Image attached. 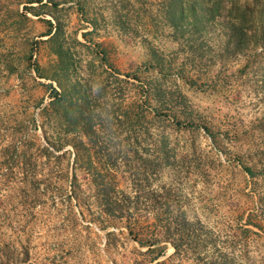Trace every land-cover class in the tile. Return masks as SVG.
Returning <instances> with one entry per match:
<instances>
[{
    "label": "rangeland",
    "instance_id": "obj_1",
    "mask_svg": "<svg viewBox=\"0 0 264 264\" xmlns=\"http://www.w3.org/2000/svg\"><path fill=\"white\" fill-rule=\"evenodd\" d=\"M58 82L86 91L140 196L128 222L98 215ZM166 186L184 240L143 204ZM0 246L8 264H264V0H0Z\"/></svg>",
    "mask_w": 264,
    "mask_h": 264
},
{
    "label": "trees",
    "instance_id": "obj_2",
    "mask_svg": "<svg viewBox=\"0 0 264 264\" xmlns=\"http://www.w3.org/2000/svg\"><path fill=\"white\" fill-rule=\"evenodd\" d=\"M50 27L49 35L53 33L52 23ZM56 53L59 57V65L66 70L65 55L60 50ZM58 85L60 91L53 84L51 85L53 95L51 104L65 108L67 125L74 129L69 132L70 138H67V142L73 149L74 164L82 165L93 177L96 187L93 198L96 209L100 211L98 215L105 216L107 219L128 222L133 217L134 205L138 204L140 196H131L118 188V158L113 150L103 148L104 138L99 133V129L95 128L94 117L89 113L86 91L78 88L77 85L63 86L61 82H58ZM56 143L55 148L59 149ZM247 172L253 173L249 168H247ZM150 175L152 173L148 172L146 180L150 179ZM173 197V190L166 186L165 190L160 193L157 190H152L149 195L143 198V204L147 205L154 215L156 232H161L163 235L164 233L174 235L179 237V240H184L185 236L189 237L194 231L195 225L188 219L186 210L181 205H171ZM129 232L131 235L133 234L131 228H129ZM172 243L175 250L180 251L181 245L177 244L176 240ZM158 244L159 242H150L146 246L148 250L153 251L158 249L156 247ZM6 248V246H0V264H8L4 256Z\"/></svg>",
    "mask_w": 264,
    "mask_h": 264
}]
</instances>
